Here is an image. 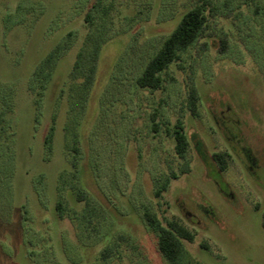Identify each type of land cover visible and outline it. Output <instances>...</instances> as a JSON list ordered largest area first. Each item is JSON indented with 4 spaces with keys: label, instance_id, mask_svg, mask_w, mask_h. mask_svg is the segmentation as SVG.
Segmentation results:
<instances>
[{
    "label": "rangeland",
    "instance_id": "1",
    "mask_svg": "<svg viewBox=\"0 0 264 264\" xmlns=\"http://www.w3.org/2000/svg\"><path fill=\"white\" fill-rule=\"evenodd\" d=\"M209 1L202 37L151 90L135 78L197 0H0V264H169L145 206L194 233L186 264H264V0ZM98 31L107 38L93 87L80 101L79 78L70 98L69 73ZM62 43L48 86L32 91L33 71ZM178 119L190 138L183 159L166 127ZM215 152L229 154L226 170Z\"/></svg>",
    "mask_w": 264,
    "mask_h": 264
},
{
    "label": "trees",
    "instance_id": "2",
    "mask_svg": "<svg viewBox=\"0 0 264 264\" xmlns=\"http://www.w3.org/2000/svg\"><path fill=\"white\" fill-rule=\"evenodd\" d=\"M210 1L209 0H197L190 8L182 13L176 27L172 32L167 35L156 51L148 58L141 73L135 78V83L138 87L143 89L158 90L163 86L164 77L163 73L170 68L173 64L178 63L183 53L188 51L197 41L202 37L203 32L208 24L210 16ZM96 7V4H94ZM23 5H19L16 9L18 14L23 11ZM87 21L93 22L92 11L87 13ZM107 36L105 32H95L88 34L84 47H82L78 54L72 71L69 73L70 82L68 83L69 96L71 98V91H73L76 84H71L75 80L81 78L82 81L77 84L81 88L79 92H75L74 97H77L80 101H86L87 96L93 87L97 68L99 64V57L101 49L106 42ZM223 42L222 39L211 38L210 44L215 47L218 42ZM69 47V45L62 43L53 48L48 55L37 65L32 73L30 89H46L49 81L54 74L58 59L63 49ZM39 101V100H38ZM200 102V94L196 87H192L187 96V108L189 111L197 115L198 105ZM2 111L0 110V120L2 118ZM158 112L152 113V129L154 132H158L161 123L158 121ZM8 124L6 125V127ZM0 123V131L6 128ZM168 127V133L170 134L177 155L180 158H185L190 146V138L187 135V130L181 119H178L176 123ZM54 124L51 125L48 134L45 137V146L48 150H51V141L54 134ZM0 135V144L4 141ZM229 154L226 152L213 153V159L218 165L220 171H224L228 166ZM185 167L181 169V173L184 174L189 171V163L184 164ZM172 178L166 177L165 180L158 186L156 194L161 197L163 193L168 189L171 180L176 179L178 174L174 171L171 172ZM77 191L79 200L83 201L87 197L80 187L74 186ZM57 211L60 216L63 215L64 208L62 203H57ZM85 217V214L83 215ZM143 219L148 227L157 235V245L160 254L169 262V264H186L184 260V240L193 241L194 233L177 220H167L166 223L162 222L158 216L152 212L147 206L144 207ZM262 224L264 227V214ZM123 238V236H121ZM125 238V237H124ZM111 249L105 248L102 251L101 259L107 262L110 257Z\"/></svg>",
    "mask_w": 264,
    "mask_h": 264
},
{
    "label": "flooded vegetation",
    "instance_id": "3",
    "mask_svg": "<svg viewBox=\"0 0 264 264\" xmlns=\"http://www.w3.org/2000/svg\"><path fill=\"white\" fill-rule=\"evenodd\" d=\"M256 162V159H253V163H255Z\"/></svg>",
    "mask_w": 264,
    "mask_h": 264
}]
</instances>
